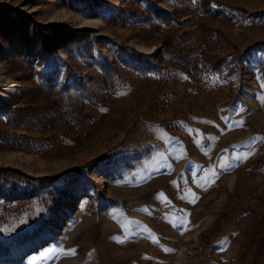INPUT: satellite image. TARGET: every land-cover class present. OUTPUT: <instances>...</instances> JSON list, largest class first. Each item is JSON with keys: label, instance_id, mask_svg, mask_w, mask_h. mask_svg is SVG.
<instances>
[{"label": "rangeland", "instance_id": "1", "mask_svg": "<svg viewBox=\"0 0 264 264\" xmlns=\"http://www.w3.org/2000/svg\"><path fill=\"white\" fill-rule=\"evenodd\" d=\"M128 1L0 0L19 12L7 33L0 25V93L18 92L0 124L34 83L8 72L15 56L33 62L36 81L102 99L87 107L91 123L60 124L55 142L0 140V264H207L213 253L216 264L252 262L251 230L264 214V0H223L208 46L195 0L161 2L183 11L165 25L190 33L177 45L221 65L199 73L159 56V40L143 39L142 14L110 20ZM51 22L76 32L48 49L40 24ZM125 48L156 68L123 62ZM106 57L121 83L104 97Z\"/></svg>", "mask_w": 264, "mask_h": 264}, {"label": "trees", "instance_id": "2", "mask_svg": "<svg viewBox=\"0 0 264 264\" xmlns=\"http://www.w3.org/2000/svg\"><path fill=\"white\" fill-rule=\"evenodd\" d=\"M144 1L147 2L146 7L142 6ZM162 1L164 0H129L117 14L111 15L110 20L115 23H123L142 14L145 16L142 24L143 39L146 41L159 40L161 44L159 56H167L189 73H199L208 64H211L214 69H221L219 62L210 63L209 60H206L202 63L198 58L192 57L190 51L177 45L188 38L190 33L182 31L181 25L169 30L165 25L178 22L183 11L179 8L167 10L161 5ZM195 1L197 10L209 19V22H203L200 25L208 46L216 34L212 22L221 16H226L224 9L221 8L223 0ZM18 17V11L9 7H0V25L4 28L5 33L8 32L12 24L17 23ZM154 19L157 22H153ZM40 32L43 35L45 47L49 49L55 42L75 34L76 31L65 24L51 22L40 24ZM124 51L127 53V58H123V62L132 65L135 69L150 71L156 68L151 58L136 48H125ZM7 66L10 74L19 73L21 80H33L34 83L32 86L21 87L19 102L16 105H11L5 111L6 122L0 124V140H5L13 145L42 147L58 140L60 124H67L70 128L84 126L91 123L97 116L96 112L87 109L88 106L99 107L102 99L97 92H91L77 84L76 89H84L78 97L69 85H59L51 77L45 81H36L34 80V76L37 74L36 68L33 62L26 57H11L7 60ZM102 66V86L99 91L107 90L105 97L114 92L121 81L116 76L119 71L118 67L112 64L108 57ZM23 123H27L31 129L41 130L43 133L34 135L9 127H17ZM249 241V251L253 248L251 264H264V214L254 224Z\"/></svg>", "mask_w": 264, "mask_h": 264}, {"label": "bare ground", "instance_id": "3", "mask_svg": "<svg viewBox=\"0 0 264 264\" xmlns=\"http://www.w3.org/2000/svg\"><path fill=\"white\" fill-rule=\"evenodd\" d=\"M17 98L16 84L8 86L5 91L0 93V107L3 108L8 102Z\"/></svg>", "mask_w": 264, "mask_h": 264}, {"label": "crops", "instance_id": "4", "mask_svg": "<svg viewBox=\"0 0 264 264\" xmlns=\"http://www.w3.org/2000/svg\"><path fill=\"white\" fill-rule=\"evenodd\" d=\"M216 254H209V259H210V261H207V259H206V256L207 255H205V262L207 263V264H216L217 262H218V258L215 256Z\"/></svg>", "mask_w": 264, "mask_h": 264}]
</instances>
